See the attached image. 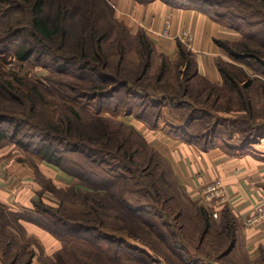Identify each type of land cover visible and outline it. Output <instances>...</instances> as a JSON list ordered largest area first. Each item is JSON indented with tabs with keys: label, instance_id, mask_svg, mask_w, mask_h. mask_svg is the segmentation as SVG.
Instances as JSON below:
<instances>
[{
	"label": "trees",
	"instance_id": "trees-1",
	"mask_svg": "<svg viewBox=\"0 0 264 264\" xmlns=\"http://www.w3.org/2000/svg\"><path fill=\"white\" fill-rule=\"evenodd\" d=\"M136 1L149 3L155 0ZM163 1L179 7L195 6L215 20L239 31L241 38L236 42L219 40V44L236 60H253L264 65V0ZM21 13H24L26 23H19ZM133 37L132 32L118 21L115 7L110 0H0V44L14 39V54L18 59L31 60L36 65L67 75L77 73V77L90 78L89 85L68 86L77 96L110 98L116 92L125 90L131 97H139L158 107H162L168 100H178L170 104L191 110L181 123L182 129L186 131L188 138L192 136L190 140L198 137L199 135L192 133L195 120L202 121L211 113L192 107L193 98L201 101L200 97L205 94L206 98H215L214 102L218 103L221 95L217 87L211 85L206 78L199 77V84L203 86L195 95L194 89L197 87L191 89L189 85L190 78L198 76L195 55L179 41L176 67H185L183 74L187 82L183 83L182 78L178 79L179 89L170 91V95H159L160 91L168 88L165 81L170 63L166 56H161L158 70L151 75L156 51L153 41L143 29L138 32L137 41ZM131 50L135 51L134 57L129 56ZM217 63L226 79V87L236 92L242 108L249 110L251 114L252 99L248 98L244 91L251 82L240 81L245 73L233 64L224 60H218ZM62 64L66 67H61ZM71 66L75 70H72ZM17 82H23V79L15 73L0 70V145L5 141L15 142L77 176L82 183L78 184L87 188L86 192L81 191L80 195H83L81 198L89 206V210L82 214L85 217L80 222L69 221L59 212L45 211L50 217L44 222L35 223L59 236L65 244L71 240V232L76 235L84 231L98 233L96 242L91 243L101 252H106V257L111 263L104 259L91 258L86 264H128L132 259L143 264H155L156 258L146 247L132 245L125 236L121 237V234L141 239L152 250L155 248L152 246L154 241L150 240V243L147 236L154 237L177 255L182 264H190V260L194 259L189 255L190 245L185 243L182 237L177 238L176 232L170 227L167 214L145 200V196L149 195L156 199L157 189H153L147 181L142 183L135 175L141 167V160L138 158L141 145L145 141L142 139L135 147L131 137L123 133V127L130 126L122 123L119 127H114L116 122L102 115H90L89 120H84L82 109L65 101L61 116H47L43 107L41 108L45 105L42 101L45 93L41 87L28 84L25 89L17 85ZM182 89L184 96L191 101H185V97L180 98L178 93ZM228 98L231 101L235 99L231 92ZM119 102L115 104L118 105ZM125 103L128 106V114H136L148 120L146 111L137 114L134 111V103ZM162 110L163 107L159 109L155 119L162 115ZM221 123H212L214 128L207 131L206 137L221 136ZM254 135L264 137V130ZM244 136L242 147L255 142L252 139L254 136ZM75 152H80L84 159L73 160L70 154ZM156 153L152 150L147 159L148 164L154 161ZM68 162L74 167H68ZM98 163L106 164V174L95 171L93 167ZM109 167L131 173L126 175L118 170L108 173ZM201 213L202 221L208 224L210 213L205 207H202ZM8 216L15 217L12 219L19 222L18 214L7 212L0 204V220L8 221ZM88 216L95 225L86 227L83 224ZM157 217L161 221H157ZM225 218L226 234L231 235L236 229L235 221L233 217ZM102 228L107 230L104 234ZM99 239H104L113 247L105 248ZM64 249L65 247L57 253L56 264L67 263ZM96 254L101 255L100 252ZM167 257L172 260L171 255L168 254ZM195 258L202 259L199 256ZM31 261L32 258L19 261V264H29Z\"/></svg>",
	"mask_w": 264,
	"mask_h": 264
},
{
	"label": "rangeland",
	"instance_id": "rangeland-1",
	"mask_svg": "<svg viewBox=\"0 0 264 264\" xmlns=\"http://www.w3.org/2000/svg\"><path fill=\"white\" fill-rule=\"evenodd\" d=\"M24 13L20 14L19 23L27 22L24 18ZM117 19L132 32L134 35L133 39L137 41V35L141 28L132 30L124 21L118 17ZM168 23L171 25V22ZM168 23H166L163 31L164 36L170 35L171 27L170 30L166 28ZM182 37L183 35L178 36L177 40L179 39L186 47L190 48L194 39L182 40ZM219 40H235L216 39V43L225 52V57L219 56L216 59L217 68L221 73V80H213L210 77L198 74V76L190 78L189 85L191 89L197 87L194 89V93L197 95L201 86H203V84H199L198 79L199 77H204L211 85L217 87L221 95L219 99L221 100L218 103L214 102L215 98H206L205 94L200 97L201 101L195 100V97L193 98V101L196 102L192 101V107L207 110L211 114L202 121L195 120L192 126V133L199 136L191 140L186 139L187 133L181 127V123L186 119L187 114L191 110L174 107V105L170 104L178 100H168L162 106V115L155 119L159 109L162 108L161 106H153L139 97H131L125 90L116 92L110 98L77 96L68 86L89 85L91 82L90 78L86 76L82 78L77 77V73L75 75H67L64 72L36 65L31 60L23 61L18 59L14 54V45L16 43L14 39L6 44H0V70L18 75L20 79H23V82H17L16 84L25 89H27L26 85L28 84L39 85L45 93L43 95L44 100L42 99L45 105H42L41 108L43 107V111L47 116H61L62 109L64 108L63 102L65 101L70 105L72 104L82 109L81 113L84 120H89L90 115H94V117L102 115L113 119L114 121H111L116 122L114 127H119L122 123L130 126L123 127V133L131 137L132 141L135 142V147L141 143L142 139L145 141L141 145V152L138 158L139 161H142H140L141 167L135 175L142 183L147 181L153 189H157L155 191L157 195L156 199L152 195H149L145 196V200L149 201L153 207L155 206L161 212L167 214L170 227L176 232L177 238L182 237L184 242L190 245L189 255H191L190 258H194L190 260V264H251L245 261L246 249L243 243L237 239L236 230L231 235L226 234L225 217L227 216L229 219L233 217L232 219H234L235 223L238 218H234L232 214L226 212L227 210L221 214L220 218H217L214 216L212 208H209V187L214 182L201 187L199 194L191 195L186 185L182 184L175 175V173L178 174V168H174V165H171L173 163L176 164V160L172 155L183 152L175 150L171 152L170 141L167 142V145L162 143V141H165L163 137L168 139L171 137L185 142L186 140L189 142H201L203 139H211L210 136L206 137L207 131H212L214 128L212 123H216V121L222 122V125L219 127L222 133L221 136H214L213 138L216 139L215 142L217 141L222 146L229 144L239 147L243 142L244 135H249L248 137L254 136L252 139L255 142L246 144V147L242 148L251 150V147L264 140V137L254 135L264 130V65L253 60L239 61L234 59L219 44ZM155 50L151 75L158 70L162 61L161 56H166L170 63V68L166 75L167 80L165 81L168 88L160 91L158 94L170 95L172 94L170 91L180 88L178 79L181 80L182 78L185 81L183 83L187 82L186 76L183 74L186 69L185 67L180 69L176 67L177 58L174 59L166 53L157 51L156 47ZM129 56L134 57L135 51L131 50ZM218 60H224L243 70L245 76L240 81H243V83L251 82L248 88H244L247 97L252 99L253 112L251 114L249 110L242 108L236 92L226 87V79L219 69ZM61 67L66 66L62 64ZM70 68L75 70L73 66ZM206 86L209 87L208 85ZM182 91L178 94H180L181 99H184L185 92L183 89ZM230 92L235 98L233 101L228 100ZM64 97L66 99H63ZM186 99L191 101L190 98L185 97V101ZM118 101H120V104L116 105L115 102ZM128 101L134 103V111L137 114L146 111L145 116L148 120L142 119L136 114H128V106L125 103ZM153 119L154 122H152ZM154 136H157V138L153 139ZM154 141L155 143L159 142L156 147L152 143ZM211 142L214 141L212 140ZM260 149H264V145L253 150V152L251 151V153L254 155L256 153L259 154L261 153ZM152 150L157 152L156 158L151 164H148L147 159L150 157ZM232 151L230 153L233 155H241L234 149ZM70 155L73 160L80 161L84 159L80 152L71 153ZM111 159L113 161V158ZM66 165L70 168L74 167L69 162ZM106 167V164L98 163L93 168L98 173L106 174ZM109 169L108 173H113L117 170L121 171V173H126V175L131 173L119 168L109 167ZM78 183L82 184L77 176L64 171L61 167L44 160L35 152L19 146L15 142L5 141L0 145V204L7 212H13L20 217L18 219L19 222L14 221L15 217L11 216H8V221L0 220V264H19V261L31 258L32 261L29 264H56L57 253L64 247V258L68 264H86V261H89L91 258L104 259L106 262H109L106 257L107 253L101 252L91 243V241L96 242L99 236L98 233L84 231L76 235L74 232H71L72 235L69 236L71 242L68 241L65 244L59 236L35 223V221L44 222L45 219L50 217L45 211L52 213L59 212L60 215L65 216L69 221L80 222L85 217L82 214L88 212L89 206L81 198L83 195H80V192H86L87 188L81 187ZM202 207H205L211 215L208 224L202 221ZM258 207L256 212L250 217L257 214ZM147 216L151 217L150 215ZM250 217L239 221L248 226L256 224L257 222L248 223ZM86 219L83 222L86 227L95 225L94 222L89 220L91 219L90 216L86 217ZM155 219L161 221L159 217ZM102 231L104 234L107 230L106 228H102ZM124 236L132 245L139 244L146 247L156 258L155 264H182L177 255L154 237L147 236L149 241H154L152 246L155 248L152 247L154 249L152 250L141 239L137 240L128 234H121V237ZM86 239L90 241L88 242ZM99 242L105 248L113 247L104 239H99ZM98 252L101 255H97L96 253ZM168 254L171 255L172 260L168 259ZM229 254H233L232 258H227ZM196 256L202 257V259L197 260ZM128 264L143 263L139 261L135 262L132 259Z\"/></svg>",
	"mask_w": 264,
	"mask_h": 264
},
{
	"label": "crops",
	"instance_id": "crops-1",
	"mask_svg": "<svg viewBox=\"0 0 264 264\" xmlns=\"http://www.w3.org/2000/svg\"><path fill=\"white\" fill-rule=\"evenodd\" d=\"M110 2L120 20L132 30L139 28L145 30L157 51L166 53L174 59L179 54L178 36L184 31L191 32L194 41L189 49L197 59L198 74L213 80H221L216 59L219 56L225 57V52L216 43V39L236 41L241 38L238 31L227 27L195 6H173L163 0L149 3L136 0ZM168 22H171L170 35L164 36L163 31ZM155 138L157 136L153 137ZM163 138L165 141L162 143L165 145L170 141L171 152L172 150L183 152L176 153L177 156L172 155L176 164L171 165L178 168V174L175 175L186 185L191 195L199 194L201 187L218 180L223 184L225 197L213 198L209 202V208H212L217 218H220L225 210L234 218H238L235 223V234L245 246V261L251 264H264V219L249 226L240 222L254 214L260 204H264V149H260L261 153L256 155L251 153L264 145V140L249 150L242 148L241 145L222 146L215 142L216 139L213 137L203 139L201 142L187 141L192 136L187 137L186 142L171 137ZM212 140L215 143L211 142ZM152 143L155 147L159 144L155 141ZM233 149L241 155L231 154L230 151L233 152ZM231 256L233 254H229L227 258H232Z\"/></svg>",
	"mask_w": 264,
	"mask_h": 264
},
{
	"label": "built area",
	"instance_id": "built-area-1",
	"mask_svg": "<svg viewBox=\"0 0 264 264\" xmlns=\"http://www.w3.org/2000/svg\"><path fill=\"white\" fill-rule=\"evenodd\" d=\"M170 23L167 24L166 28L170 30ZM167 30V32H168ZM182 40H191L193 38L192 34L189 31H185L183 34ZM181 35V36H182ZM209 200L212 201L213 198H224L225 197V189L223 184L220 181H216L212 186L209 187ZM257 214L253 215L248 219V223L252 224L258 222L260 219L264 218V206H259L257 210Z\"/></svg>",
	"mask_w": 264,
	"mask_h": 264
}]
</instances>
